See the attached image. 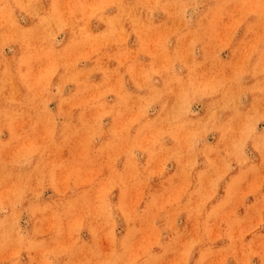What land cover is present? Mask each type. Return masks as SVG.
<instances>
[{
  "label": "rangeland",
  "instance_id": "374dc122",
  "mask_svg": "<svg viewBox=\"0 0 264 264\" xmlns=\"http://www.w3.org/2000/svg\"><path fill=\"white\" fill-rule=\"evenodd\" d=\"M0 264H264V0H0Z\"/></svg>",
  "mask_w": 264,
  "mask_h": 264
}]
</instances>
